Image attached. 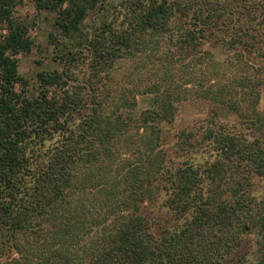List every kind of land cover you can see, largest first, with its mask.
I'll use <instances>...</instances> for the list:
<instances>
[{
	"label": "trees",
	"instance_id": "trees-1",
	"mask_svg": "<svg viewBox=\"0 0 264 264\" xmlns=\"http://www.w3.org/2000/svg\"><path fill=\"white\" fill-rule=\"evenodd\" d=\"M35 2L56 14L63 67L38 72L29 94L17 56L35 40L0 0V264H235L264 229V137L250 133L264 126V0ZM189 98L238 124L179 131L175 157L163 124Z\"/></svg>",
	"mask_w": 264,
	"mask_h": 264
},
{
	"label": "rangeland",
	"instance_id": "rangeland-1",
	"mask_svg": "<svg viewBox=\"0 0 264 264\" xmlns=\"http://www.w3.org/2000/svg\"><path fill=\"white\" fill-rule=\"evenodd\" d=\"M122 0H107L108 7L117 5ZM12 15L17 21L23 22L29 29V34L35 40V46L30 52L20 53L17 57L19 60V72L21 76L29 80V94L36 93L35 86L37 85V73L45 70L61 69L63 64L56 58L59 52V44L53 42L49 38L50 32H54L58 38H65L55 27L56 14L38 9L35 0H12ZM113 9V8H112ZM97 9L90 12L83 26L84 32H90L98 26L102 20L108 19L111 10ZM4 24L0 23V37L6 33ZM217 58L222 60L225 57V49L217 48ZM211 68V67H210ZM224 66L217 64V69L221 73ZM131 69L128 61L121 62V65L116 72L118 80H123L124 75ZM213 71V67L210 71ZM211 71V72H212ZM119 84V83H118ZM149 98L146 95L138 97L137 113L149 106ZM259 109L264 117V91H262ZM209 118H215L218 122L226 124H238L237 114L226 106L214 104L209 100L189 98L179 103L176 119L171 124H163L164 133L168 136L170 142L169 147L173 156H181L177 151L176 137L179 131L183 129H202ZM255 136L264 137V126L261 128L254 127L250 131ZM181 158H184L182 156ZM254 188L259 194L261 212L257 213L258 217H264V178L256 176L254 178ZM264 242V229L257 228L251 234L244 236L243 244L240 246L236 255L235 264H259L262 256V244Z\"/></svg>",
	"mask_w": 264,
	"mask_h": 264
}]
</instances>
